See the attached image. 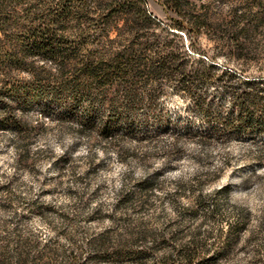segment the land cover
<instances>
[{"label": "rangeland", "instance_id": "obj_1", "mask_svg": "<svg viewBox=\"0 0 264 264\" xmlns=\"http://www.w3.org/2000/svg\"><path fill=\"white\" fill-rule=\"evenodd\" d=\"M145 2L153 23L182 19L158 0ZM195 2H209L215 15L228 9L219 0ZM172 29L177 34L169 37L196 67L260 66L229 60L205 32ZM204 89L226 114L222 91ZM16 111L33 128L18 151L15 132H0L1 234L50 240L61 251L74 230L80 237L131 221L134 230L152 233L135 248L146 255L96 264H157L153 256L176 252L193 237L206 244L202 255L212 257L203 264H264V123L212 132L191 96L174 83L163 84L128 117L118 110V118L109 119L99 102L91 108L85 97L56 101L49 93ZM172 142L177 147L167 155L164 147ZM237 207L251 216L232 232Z\"/></svg>", "mask_w": 264, "mask_h": 264}, {"label": "trees", "instance_id": "obj_2", "mask_svg": "<svg viewBox=\"0 0 264 264\" xmlns=\"http://www.w3.org/2000/svg\"><path fill=\"white\" fill-rule=\"evenodd\" d=\"M158 1L182 19L153 23L145 0H0V132H15L17 151L33 128L17 114V107L26 109L47 93L56 101L85 97L91 108L99 102L113 119L118 110L126 117L134 114L163 84L174 83L191 96L212 132L264 123V0H219L228 9L218 15L209 2L199 6L195 0ZM172 28L194 35L205 32L229 60L260 66L256 71L221 68L214 62L196 67L169 37L177 34ZM208 85L227 98L226 114L221 103L207 99ZM212 132L202 135L210 138ZM176 147L172 142L165 153ZM236 211L232 232L248 225L251 216L248 208ZM130 224L80 237L74 230L67 235L69 247L61 251L50 240L41 244L20 233L14 238L0 233V264H96L143 257L146 252L135 248L152 233L136 231ZM201 240L193 237L192 244L153 258L157 264L210 262L212 257L199 250L206 245Z\"/></svg>", "mask_w": 264, "mask_h": 264}]
</instances>
